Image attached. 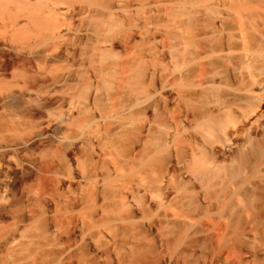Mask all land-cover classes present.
<instances>
[{
    "label": "bare ground",
    "instance_id": "6f19581e",
    "mask_svg": "<svg viewBox=\"0 0 264 264\" xmlns=\"http://www.w3.org/2000/svg\"><path fill=\"white\" fill-rule=\"evenodd\" d=\"M0 264H264V0H0Z\"/></svg>",
    "mask_w": 264,
    "mask_h": 264
}]
</instances>
